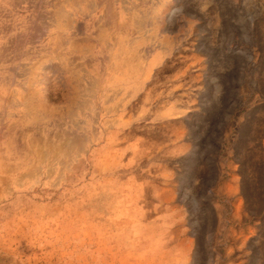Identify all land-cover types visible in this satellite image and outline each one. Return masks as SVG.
Instances as JSON below:
<instances>
[{
  "label": "rangeland",
  "instance_id": "rangeland-1",
  "mask_svg": "<svg viewBox=\"0 0 264 264\" xmlns=\"http://www.w3.org/2000/svg\"><path fill=\"white\" fill-rule=\"evenodd\" d=\"M129 259L264 264V0H0V264Z\"/></svg>",
  "mask_w": 264,
  "mask_h": 264
},
{
  "label": "crops",
  "instance_id": "crops-1",
  "mask_svg": "<svg viewBox=\"0 0 264 264\" xmlns=\"http://www.w3.org/2000/svg\"><path fill=\"white\" fill-rule=\"evenodd\" d=\"M159 203H161V207H165L166 206V204H165L166 200L164 202L161 200V202H159ZM162 212H165V213L158 215V217L161 216V217H163V219H161V220L158 219V220L155 221V222H158L162 227H159V226L155 225L154 224L155 222L153 224H151V225H154L155 227H159L161 230H162V228L169 230L168 229L169 209L162 210ZM140 215H142V213L139 210V211L136 212L135 216L139 217ZM173 216L177 217V215H173ZM130 231L133 232V231H135V229L132 228ZM132 237L133 236H131V238ZM131 238L129 239V241H131ZM129 244H130V242H129ZM142 246H143L142 240L137 239L136 237H134V240L131 243V245H129V246L127 245V251L124 252V255L127 254L128 256H131V255H133V252L131 251V249L132 250L135 249L134 251H136V249L141 248ZM144 248H145V246H144ZM148 255L153 256L152 257L153 259L156 258V256L160 257L159 259H157V261H159V262H162V261L166 260V256L165 255L163 256V254L161 255V254L156 253V252L149 253ZM169 255H170V257H173L170 253H169ZM127 262L129 264H139V262L136 261V260L132 261V260L129 259V260H127Z\"/></svg>",
  "mask_w": 264,
  "mask_h": 264
}]
</instances>
